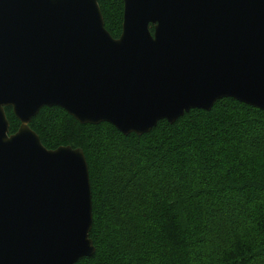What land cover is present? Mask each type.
<instances>
[{"label": "water", "instance_id": "water-1", "mask_svg": "<svg viewBox=\"0 0 264 264\" xmlns=\"http://www.w3.org/2000/svg\"><path fill=\"white\" fill-rule=\"evenodd\" d=\"M123 1L114 37L99 0H0V264L96 251L84 150L43 144L29 125L42 107L125 135L224 97L264 110V0Z\"/></svg>", "mask_w": 264, "mask_h": 264}, {"label": "trees", "instance_id": "trees-1", "mask_svg": "<svg viewBox=\"0 0 264 264\" xmlns=\"http://www.w3.org/2000/svg\"><path fill=\"white\" fill-rule=\"evenodd\" d=\"M99 4L119 37L124 1ZM5 110L14 133L21 122ZM29 125L48 148L84 150L96 251L77 264H264L263 109L224 97L125 135L44 106Z\"/></svg>", "mask_w": 264, "mask_h": 264}, {"label": "rangeland", "instance_id": "rangeland-1", "mask_svg": "<svg viewBox=\"0 0 264 264\" xmlns=\"http://www.w3.org/2000/svg\"><path fill=\"white\" fill-rule=\"evenodd\" d=\"M225 214H227V213H225ZM218 224H219V223H217V225H218ZM217 225H216V226H217ZM221 236H224V235L221 234ZM221 238H222V237H221ZM221 238H218V239H221ZM215 240L217 241V239H215ZM206 246H207V250L210 252V251H211L210 249H212V248L209 247L208 244H207ZM211 252H212V251H211Z\"/></svg>", "mask_w": 264, "mask_h": 264}]
</instances>
